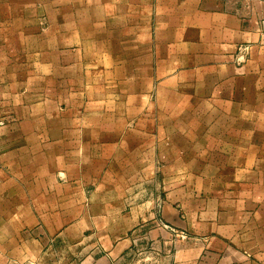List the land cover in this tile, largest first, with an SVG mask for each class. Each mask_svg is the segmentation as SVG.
I'll use <instances>...</instances> for the list:
<instances>
[{
  "label": "crops",
  "instance_id": "0c3cea01",
  "mask_svg": "<svg viewBox=\"0 0 264 264\" xmlns=\"http://www.w3.org/2000/svg\"><path fill=\"white\" fill-rule=\"evenodd\" d=\"M0 119V264H264V0H0Z\"/></svg>",
  "mask_w": 264,
  "mask_h": 264
},
{
  "label": "rangeland",
  "instance_id": "374dc122",
  "mask_svg": "<svg viewBox=\"0 0 264 264\" xmlns=\"http://www.w3.org/2000/svg\"><path fill=\"white\" fill-rule=\"evenodd\" d=\"M52 253H53L54 257L56 258V260L59 261L60 258H64V253L65 252L64 251H61L60 252V255H59V249L54 247V248L51 249L50 254L52 255Z\"/></svg>",
  "mask_w": 264,
  "mask_h": 264
},
{
  "label": "built area",
  "instance_id": "2783aa9c",
  "mask_svg": "<svg viewBox=\"0 0 264 264\" xmlns=\"http://www.w3.org/2000/svg\"><path fill=\"white\" fill-rule=\"evenodd\" d=\"M4 124V120L3 119H0V126Z\"/></svg>",
  "mask_w": 264,
  "mask_h": 264
}]
</instances>
